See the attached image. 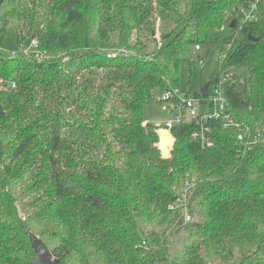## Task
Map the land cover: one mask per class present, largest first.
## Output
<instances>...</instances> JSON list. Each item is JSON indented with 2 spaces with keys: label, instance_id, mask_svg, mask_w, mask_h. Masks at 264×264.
<instances>
[{
  "label": "trees",
  "instance_id": "16d2710c",
  "mask_svg": "<svg viewBox=\"0 0 264 264\" xmlns=\"http://www.w3.org/2000/svg\"><path fill=\"white\" fill-rule=\"evenodd\" d=\"M250 3L3 1L16 49H0V264H32L29 233L56 264H264V146L237 140L264 132V0L248 21ZM197 45L216 52L208 90L226 77L233 124L208 121L210 148L194 122L174 126L161 158L145 107Z\"/></svg>",
  "mask_w": 264,
  "mask_h": 264
},
{
  "label": "built area",
  "instance_id": "2783aa9c",
  "mask_svg": "<svg viewBox=\"0 0 264 264\" xmlns=\"http://www.w3.org/2000/svg\"><path fill=\"white\" fill-rule=\"evenodd\" d=\"M257 0H251L249 8L245 11V20H253L257 16ZM33 46L36 42L32 43ZM201 50V46L197 45L193 49V56H197V52ZM224 57V55H222ZM202 57H199L198 64H202ZM229 75L227 76V78ZM226 77L221 79L217 84H214L210 92L208 90L206 100L194 99L191 97H185L182 99L179 95L178 89L164 90L160 96L158 102L161 103V110L169 113L175 118V122H168L162 125L160 129H164L172 135V129L174 126L185 122H194L197 125L196 130L192 133V139L199 142L202 146L210 148L214 146L213 140L209 137L211 131L207 126L208 121H216L223 128L230 127L232 123L231 116L228 112L226 98L223 92V83ZM14 87V85H12ZM202 97V99H204ZM183 110H186V115L182 114ZM237 140L242 146V151H251L258 146H264V132L260 130H251L248 128H239L237 131ZM173 141V136H172ZM186 189L181 198L178 199L176 204L181 208L184 215V220L189 221V216L186 212V207L183 206V202L186 200ZM169 208H173L170 206Z\"/></svg>",
  "mask_w": 264,
  "mask_h": 264
},
{
  "label": "rangeland",
  "instance_id": "374dc122",
  "mask_svg": "<svg viewBox=\"0 0 264 264\" xmlns=\"http://www.w3.org/2000/svg\"><path fill=\"white\" fill-rule=\"evenodd\" d=\"M162 31V23L158 21L156 28V36L154 40H149L145 52H153L159 41ZM115 38V36H114ZM15 40L13 33H3L0 29V49L6 52H15ZM193 51L187 53L180 64V76L178 84V92L182 99L185 97V93L192 95L195 92L200 91L209 81V76L213 74L216 68V52L208 54L207 49L202 48L197 52L199 57H202V64H198L199 57L193 56ZM160 93H156V102L145 107L146 120L155 125H165L168 122H175V118L167 112L161 110V103L158 102ZM182 114L186 115V110H183ZM172 144V143H171ZM171 144L168 149H171ZM159 148V147H158ZM162 264V263H159Z\"/></svg>",
  "mask_w": 264,
  "mask_h": 264
},
{
  "label": "water",
  "instance_id": "95a60500",
  "mask_svg": "<svg viewBox=\"0 0 264 264\" xmlns=\"http://www.w3.org/2000/svg\"><path fill=\"white\" fill-rule=\"evenodd\" d=\"M3 1L4 0H0V6L2 5ZM251 39L257 41V39ZM208 87L209 83H206L205 86L200 89L199 93L202 97L207 96ZM244 89V85L239 86L237 88V93H242ZM157 135L159 137L158 147L160 149V156L161 158H167L170 154V150L168 149V147L172 143V135L164 129H159L157 131ZM29 240L34 253L32 264H56V259L46 250L43 243L37 236L29 233Z\"/></svg>",
  "mask_w": 264,
  "mask_h": 264
}]
</instances>
